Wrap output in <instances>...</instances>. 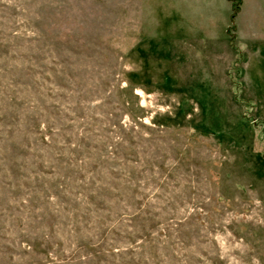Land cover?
<instances>
[{"label": "rangeland", "instance_id": "374dc122", "mask_svg": "<svg viewBox=\"0 0 264 264\" xmlns=\"http://www.w3.org/2000/svg\"><path fill=\"white\" fill-rule=\"evenodd\" d=\"M0 264H264V0H0Z\"/></svg>", "mask_w": 264, "mask_h": 264}, {"label": "trees", "instance_id": "16d2710c", "mask_svg": "<svg viewBox=\"0 0 264 264\" xmlns=\"http://www.w3.org/2000/svg\"><path fill=\"white\" fill-rule=\"evenodd\" d=\"M237 13H238L237 7L235 8L234 6H232V14H231V20L232 21L235 19Z\"/></svg>", "mask_w": 264, "mask_h": 264}, {"label": "crops", "instance_id": "0c3cea01", "mask_svg": "<svg viewBox=\"0 0 264 264\" xmlns=\"http://www.w3.org/2000/svg\"><path fill=\"white\" fill-rule=\"evenodd\" d=\"M245 67V66H244Z\"/></svg>", "mask_w": 264, "mask_h": 264}]
</instances>
